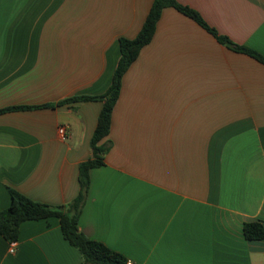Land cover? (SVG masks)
Listing matches in <instances>:
<instances>
[{
    "label": "crops",
    "instance_id": "1",
    "mask_svg": "<svg viewBox=\"0 0 264 264\" xmlns=\"http://www.w3.org/2000/svg\"><path fill=\"white\" fill-rule=\"evenodd\" d=\"M177 1L264 56V0ZM153 3L0 0V110L33 107L0 113V211L10 190L53 207L79 196L103 102L58 104L108 90L120 39L136 38ZM107 141L80 215L87 237L133 264H264V239L244 234L264 227V64L166 8ZM0 264L83 258L52 217L23 223L13 243L0 234Z\"/></svg>",
    "mask_w": 264,
    "mask_h": 264
},
{
    "label": "trees",
    "instance_id": "2",
    "mask_svg": "<svg viewBox=\"0 0 264 264\" xmlns=\"http://www.w3.org/2000/svg\"><path fill=\"white\" fill-rule=\"evenodd\" d=\"M166 8H175L182 14L196 21L200 26L213 34L220 43L230 49L244 53L264 64V56L255 50L233 43L225 36L209 27L202 16L194 9L184 6L177 0H154L151 10L139 34L134 39H120V60L114 72L113 80L108 90L99 96H78L66 99L58 105L80 101H101L103 109L92 137V158L80 165V194L67 208L53 207L29 199L21 193L10 190L11 203L0 211V234L10 243L19 239L20 227L27 221L46 220L52 217L60 220L64 239L75 247L83 258V264H126L128 259L123 254L107 247L104 243L90 239L80 230V215L86 201L90 185L91 171L105 165V156L110 148L107 138L110 135L114 107L119 99L125 74L138 59L145 46L150 44L155 36L158 22ZM44 107H48L44 106ZM33 107H13L0 110V113L16 110L32 109ZM38 108V107H36ZM244 234L248 240L264 239V227L253 222L244 225Z\"/></svg>",
    "mask_w": 264,
    "mask_h": 264
},
{
    "label": "built area",
    "instance_id": "3",
    "mask_svg": "<svg viewBox=\"0 0 264 264\" xmlns=\"http://www.w3.org/2000/svg\"><path fill=\"white\" fill-rule=\"evenodd\" d=\"M59 135H60V137H61L63 140L66 139V137H67V130H66L65 127H60V128H59ZM10 251H11V252H14V248L11 247V248H10ZM126 264H133V262H132L131 260H128Z\"/></svg>",
    "mask_w": 264,
    "mask_h": 264
}]
</instances>
